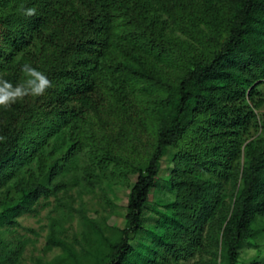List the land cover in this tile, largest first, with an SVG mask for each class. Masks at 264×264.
Returning a JSON list of instances; mask_svg holds the SVG:
<instances>
[{"label": "trees", "instance_id": "1", "mask_svg": "<svg viewBox=\"0 0 264 264\" xmlns=\"http://www.w3.org/2000/svg\"><path fill=\"white\" fill-rule=\"evenodd\" d=\"M225 1L227 16L212 0H0V79L22 83L30 64L54 85L0 108V264H18L23 249L8 229L67 191L86 137L80 186L112 188L111 166L117 184L137 176L125 226L82 205L80 231L70 239L54 224L47 246L61 253L33 264H181L196 252L211 256L205 264H239L264 223V0ZM92 112L113 123L126 113V138L135 124L152 128L137 166L117 154L125 137L110 123L88 122ZM251 125L260 133L249 140ZM152 192L161 196L151 206ZM149 208L159 218L147 227Z\"/></svg>", "mask_w": 264, "mask_h": 264}, {"label": "rangeland", "instance_id": "2", "mask_svg": "<svg viewBox=\"0 0 264 264\" xmlns=\"http://www.w3.org/2000/svg\"><path fill=\"white\" fill-rule=\"evenodd\" d=\"M214 5L219 9L220 13L227 16L230 13V8L225 0H212ZM165 69V68H164ZM173 74V72H170ZM155 95H151V99ZM258 99L263 100V105L261 106V111L264 112V85L260 87ZM136 107H134L135 109ZM142 114V113H141ZM95 120L97 116H94L95 113H91L90 117ZM123 120L121 122H114V116H108L106 113L103 114V117L100 119L102 123H110V131H115L116 134H119L123 138V143L120 146H117V154L121 155L123 159L128 162H133L137 166L142 161V155H144L146 149L144 148L152 140V123L148 124V128H151V131H144L141 127L139 129L135 124L132 129L138 130L135 135L124 136V133L127 131L126 126L128 122L130 124V118L126 113L123 114ZM122 115V116H123ZM144 116V115H143ZM93 119L89 118L88 122L95 124V127L101 131L103 126L98 119L93 123ZM112 122H111V121ZM90 125V128L92 126ZM126 124V126H125ZM124 125V126H123ZM109 131V130H108ZM109 131V132H110ZM260 130L256 129V126L251 125L249 131L246 133L245 138L249 140L254 139L258 136ZM83 138V135H82ZM82 141L86 145L83 148V151L79 153L78 160L80 164L73 167L69 170L67 174L64 175V181L68 182L67 191L61 190L57 197L41 198L34 206L31 213H26L17 218L19 222L16 226H10L6 233V239L13 243H20L22 246V253L19 257L18 264H33L36 259L42 257L45 260H52L58 254L61 253L60 249L54 248L49 249L47 246V238L54 224L58 229H61L64 234L68 235L71 239L72 235L80 231V217H78V209L85 206L87 213L90 217H93L99 221H102L103 218H108L109 225L123 228L125 226V216H126V206L127 199L130 193L132 185L136 182L137 176L134 174H129L130 185L127 187V182L122 184H117L119 178L117 177V167L111 166L109 169V179L111 183L113 182L112 188L108 187L106 183L102 184V188H96L94 192L87 191L85 188L80 186L77 182L82 176L81 171L77 173V168L82 169L84 166V161L89 156V151L93 149V146L90 145L93 143V140L90 137L83 138ZM94 144L96 149L99 151L102 148L106 147V142L104 141H95ZM87 149V150H86ZM141 155V157H140ZM139 156V157H138ZM78 161V163H79ZM166 168V167H165ZM79 169V170H80ZM112 171V172H110ZM112 173V174H111ZM161 177H164V173H161ZM75 178V179H74ZM62 179V178H60ZM82 185L83 182H81ZM229 186H227L228 188ZM165 190V189H163ZM158 193L152 192L149 200L150 205L158 201ZM5 188L0 189V200L5 198ZM112 202L111 207L107 206L106 197ZM173 197V196H171ZM72 207V209H70ZM159 215L152 211L149 208L146 211V226H152L156 224ZM258 222V223H257ZM255 224V228L258 230V237L253 241L252 244L246 243L242 246L239 256V264H264V223L259 219ZM211 258L210 255H200L198 252L195 253L192 257L185 259L181 264H205Z\"/></svg>", "mask_w": 264, "mask_h": 264}, {"label": "clouds", "instance_id": "3", "mask_svg": "<svg viewBox=\"0 0 264 264\" xmlns=\"http://www.w3.org/2000/svg\"><path fill=\"white\" fill-rule=\"evenodd\" d=\"M26 16H34L35 8H28L24 11ZM21 71L25 76L22 83L15 86L4 79H0V108L11 109L12 105L18 101H23L26 97L44 96L48 89L54 87L48 76L32 67L30 64H24ZM4 139L0 137V140Z\"/></svg>", "mask_w": 264, "mask_h": 264}]
</instances>
